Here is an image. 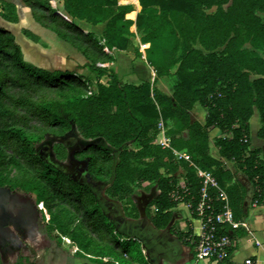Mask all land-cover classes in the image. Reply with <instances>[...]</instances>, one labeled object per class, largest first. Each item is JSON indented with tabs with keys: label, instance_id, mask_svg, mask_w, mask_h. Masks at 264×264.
Returning a JSON list of instances; mask_svg holds the SVG:
<instances>
[{
	"label": "trees",
	"instance_id": "obj_1",
	"mask_svg": "<svg viewBox=\"0 0 264 264\" xmlns=\"http://www.w3.org/2000/svg\"><path fill=\"white\" fill-rule=\"evenodd\" d=\"M22 1L37 23L88 59L86 66L95 73V85L91 88L90 78L82 74L50 71L25 62L19 44L3 24L18 21L17 6L0 0L5 10H0V102L9 96L10 88L56 94L25 101L39 119L35 124L11 121L0 125V164L10 166L5 173L0 171V198L13 192L33 195L38 216L52 226L58 243L63 237L75 241L72 231L59 221L57 212L63 211L77 221L76 228L98 234L89 237L90 243L83 244L84 251L79 248V252L95 257L118 252L143 263L137 237L120 229L114 208L116 202L125 216L137 218L135 196L143 181L156 190L144 214L158 229L173 228L171 209L179 201L195 213L202 183L197 168L208 171L216 182L217 188H208L214 214L222 210L219 189L226 195L234 222L246 216V198L250 205H264V148H250L248 122L255 108L260 122L256 135L264 141V60L256 52L238 49L242 40L256 49L264 48V0H139L141 10L135 24L144 34L142 40L149 43L146 58L158 77L169 75L176 62L165 48L169 39L199 34L213 45L227 41L225 54L188 51L177 63L170 95L148 81H122L113 69L96 65L111 60L103 45L127 47L124 35L131 21L124 18L125 7H115L116 0H62L63 11L71 18L90 23L111 18L102 44L56 14L50 0ZM211 7L215 11L206 13ZM101 77L107 78L106 83ZM195 103L206 110L202 124L190 116ZM159 123L166 127L167 146L154 143ZM212 128L220 133L212 138L218 155L231 161L245 182L211 156ZM46 137L67 141L75 153H81L87 177L68 173L63 164L49 159L42 145ZM88 140L94 143L81 149L82 141ZM66 153L59 157L65 158ZM11 169L16 175L9 176ZM178 169L184 171L183 188L177 185ZM175 191L178 199L171 196ZM215 225L217 233L226 235L231 244L241 233L238 226L227 222Z\"/></svg>",
	"mask_w": 264,
	"mask_h": 264
},
{
	"label": "crops",
	"instance_id": "obj_2",
	"mask_svg": "<svg viewBox=\"0 0 264 264\" xmlns=\"http://www.w3.org/2000/svg\"><path fill=\"white\" fill-rule=\"evenodd\" d=\"M10 1L14 2L17 6L18 21L21 13H26L31 18L32 24H35V26L40 29L35 30V32H42L41 34L47 32L45 34H48L57 41L69 45L73 50H76L82 55L79 50L60 39L50 29L37 23L22 0ZM54 2L55 6L51 7L55 10L56 14L71 22L81 31L90 33L102 44L103 34L107 23L111 20L110 17L96 23H90L84 19L71 18L63 11L62 0H54ZM115 7H125L124 18L131 21L128 27V33L124 35L127 39V47L125 49H118L115 47L107 48L103 45L102 50L110 56L111 60L103 62L100 66H107L113 69L120 80L128 83L138 84L141 81H148L153 85V83L160 82L161 78L165 76H156L153 67L149 64L146 58V49L149 47V43L142 40L144 34L137 29L135 24L136 16L141 10L139 0H116ZM117 9L118 8H115V12L118 11ZM9 31L12 32L11 30ZM131 33H134V37L130 36ZM15 41L22 50V45L19 40L15 38ZM82 57L85 61L83 65L86 66L88 59H86L84 55H82ZM106 81L101 82L106 83ZM153 86L165 93L159 85L155 84ZM170 93L165 94L170 95ZM197 104L198 103L194 104L189 113L193 120L202 124L204 122L206 110L203 106ZM257 116V111L253 108L252 115L248 121L250 129V148H264L263 139L258 138L256 135L257 129L260 126L259 117L257 119ZM157 129L158 132L156 136H161L163 141L155 140V136L154 143L167 146L168 139L165 135L166 127L162 123H159ZM210 133H212L213 137L220 136L217 128H212ZM212 136H210L211 156L223 161L229 170L234 173L236 178L245 182L240 172L235 170L233 163L223 160L218 155L217 147L212 141ZM174 153L177 154V152ZM179 156L190 159V156L185 153H180ZM198 170L200 169L197 168V171ZM175 176L177 178V185L183 188L185 185L184 171L178 169ZM141 185L147 186L149 183L143 181ZM149 186L151 190L148 195H145V192H141L139 195L135 196V201L139 209L137 218L125 216L119 204L114 202L115 216L120 229L137 237L140 249L139 254L145 263L131 258L132 256L130 255H119L118 252L105 254L102 257H95L83 251L77 254V252L66 247L63 241L58 243L57 238L52 235L53 231L44 227L38 215L35 216L29 214V211H22L21 207L14 209L13 206L16 205L19 198H21H18V195L15 194H9L6 198H8L10 202L8 210L11 214L10 217L13 220L18 219L20 221V227L19 229H15V227L9 225L4 229V232L0 228V240L6 242L5 248L0 247L1 262L3 264H14L17 261H21L23 264H244V260L249 258L252 264H264V205H250L248 203V198H246L245 205L248 207L247 214L240 221L234 222V226H238L241 233L235 236L230 247L231 250L229 249L224 259H198L195 257L193 248V240L196 239L201 232L200 219L197 217L196 213H193L185 202L179 201L171 209L172 217L170 226L173 228H154L144 214L146 203L156 192L153 186ZM102 199L105 204L108 203L106 198L103 197ZM181 205L185 208L188 214L187 216L183 214ZM150 209L151 212L155 210L153 206H151ZM177 232L183 233L181 238L177 236ZM66 242H68V240H66ZM70 247H73V245Z\"/></svg>",
	"mask_w": 264,
	"mask_h": 264
},
{
	"label": "rangeland",
	"instance_id": "obj_3",
	"mask_svg": "<svg viewBox=\"0 0 264 264\" xmlns=\"http://www.w3.org/2000/svg\"><path fill=\"white\" fill-rule=\"evenodd\" d=\"M51 6H55L54 0H51ZM215 7H211L209 9H205L206 13H213L215 11ZM0 10L5 11L0 5ZM35 22V21H34ZM9 30L12 31L13 38H17L22 45L23 50V60L25 62H29L34 64L35 66L42 67L47 70H68L72 71L75 74H82L90 78L91 84L90 87H94L95 83V73L91 72L88 66H84L85 62L82 55L79 54L76 50H73L69 45L57 41L48 34L47 32H43L44 34L35 32V30L39 29L35 24L33 25L31 22V18L26 13H21L19 21L16 23H3ZM40 30V29H39ZM232 35V34H230ZM130 36L134 37V33H131ZM241 40V39H240ZM227 41H225L221 45H213L208 42V38L201 40L199 34L197 35H180L176 36L172 41L169 39L165 48L167 52H169L170 58L173 61H176L174 66L171 68V73L168 76L161 78L160 82L153 83V85H159L162 91L165 93L171 92V86L175 82V70L177 67L178 61L191 49L198 50L202 54H207L210 52H217L220 54H225ZM239 50L242 52L248 51L246 53L256 52L258 56L264 60V48H254L249 41L242 40L241 44L238 46ZM102 63L97 62L96 65H101ZM100 81H106L105 77H101ZM9 96L3 98L0 102V109H3L5 112L0 113V125L3 123H9L11 121H15L19 124L33 125L37 121H39L36 115H32L25 105L26 100H40V99H49L52 97H56V94L52 91L47 90H30V91H22L18 89L10 88L8 89ZM198 105V104H197ZM258 119V116H257ZM74 131V129H73ZM75 134V131H74ZM212 136V133L209 134ZM213 137V136H212ZM155 140H162V137H157ZM163 141V140H162ZM70 143V142H69ZM43 150L47 152V156L51 160H55L60 162L66 167V171L72 172L74 174H83V176L87 177L85 172L84 160L80 158L81 153H75L73 147H70L68 142L66 143L58 139L57 137H46L42 140ZM66 151L65 158H60L59 156ZM53 158V159H52ZM10 166L0 164V171L5 173ZM16 175V172L11 169L9 176ZM101 185V184H100ZM102 186V185H101ZM102 189V188H101ZM151 190L149 185H142L139 188V193L145 192V195H148ZM18 195V198L22 195L19 192L14 193ZM31 206H33L34 197L33 195L24 197ZM22 198V199H23ZM21 199V198H20ZM35 209V207L33 206ZM184 215H188L185 208L182 207ZM36 210V209H35ZM59 221L63 223L66 229L74 234L75 241L70 240L69 237H63L61 241H63L64 245L69 249H72L75 252H79V248L83 250V244L90 243L89 237H97V233L85 231L81 228H76L77 221L74 218H68L67 214L63 211H58ZM40 218V217H39ZM41 220V219H40ZM44 227L48 230L51 225H46L42 222ZM90 236H89V235ZM55 238L57 234L53 231L52 234ZM68 240V242H66ZM73 247H70L72 246ZM93 246H89L92 248ZM84 251V250H83ZM93 256V255H92Z\"/></svg>",
	"mask_w": 264,
	"mask_h": 264
},
{
	"label": "built area",
	"instance_id": "obj_4",
	"mask_svg": "<svg viewBox=\"0 0 264 264\" xmlns=\"http://www.w3.org/2000/svg\"><path fill=\"white\" fill-rule=\"evenodd\" d=\"M197 174L202 178V183L199 190V198L195 206V213L200 219L201 232L198 237L193 240L194 254L198 259L214 258L217 260H222L227 255L231 242L226 235H219L217 233L215 224L216 222L223 221L234 226L235 223L232 220L231 212L226 200V195L220 189V199L223 201L222 210L214 214L212 198L209 194L208 188H217L216 182L208 172L198 170ZM171 196L173 199L179 198V195L176 191L173 192ZM244 264L252 263L249 258H246L244 260Z\"/></svg>",
	"mask_w": 264,
	"mask_h": 264
},
{
	"label": "flooded vegetation",
	"instance_id": "obj_5",
	"mask_svg": "<svg viewBox=\"0 0 264 264\" xmlns=\"http://www.w3.org/2000/svg\"><path fill=\"white\" fill-rule=\"evenodd\" d=\"M11 194H14V192ZM22 198L23 197L21 196V199L19 198L16 205L13 206L14 209L21 207L22 211H29V214H33L35 216L38 215L37 211L33 208V206H31V204L26 202L27 200L25 198L23 199ZM9 207H10V202L8 198H5V197L0 198V228L3 230V232H4V229H6L9 225H11L12 227H15V229H19L20 227V221L18 219L13 220L10 217L11 214L8 211ZM5 244L6 242L4 240L2 241L0 240L1 248H5Z\"/></svg>",
	"mask_w": 264,
	"mask_h": 264
},
{
	"label": "water",
	"instance_id": "obj_6",
	"mask_svg": "<svg viewBox=\"0 0 264 264\" xmlns=\"http://www.w3.org/2000/svg\"><path fill=\"white\" fill-rule=\"evenodd\" d=\"M85 144L82 146V148L81 149H83V148H85V147H87L88 145H90V144H93L94 143V141H87V142H84ZM263 155H264V153H263ZM100 194V193H99Z\"/></svg>",
	"mask_w": 264,
	"mask_h": 264
}]
</instances>
